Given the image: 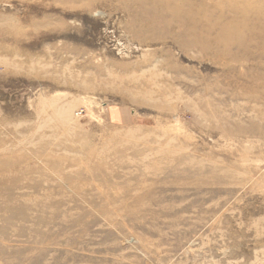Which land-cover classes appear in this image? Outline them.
Here are the masks:
<instances>
[{"label":"rangeland","instance_id":"374dc122","mask_svg":"<svg viewBox=\"0 0 264 264\" xmlns=\"http://www.w3.org/2000/svg\"><path fill=\"white\" fill-rule=\"evenodd\" d=\"M0 264H264V0H0Z\"/></svg>","mask_w":264,"mask_h":264},{"label":"bare ground","instance_id":"6f19581e","mask_svg":"<svg viewBox=\"0 0 264 264\" xmlns=\"http://www.w3.org/2000/svg\"><path fill=\"white\" fill-rule=\"evenodd\" d=\"M255 23V22H254Z\"/></svg>","mask_w":264,"mask_h":264}]
</instances>
